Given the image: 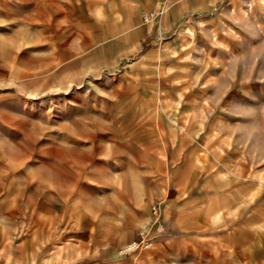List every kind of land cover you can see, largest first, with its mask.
<instances>
[{
    "label": "rangeland",
    "instance_id": "1",
    "mask_svg": "<svg viewBox=\"0 0 264 264\" xmlns=\"http://www.w3.org/2000/svg\"><path fill=\"white\" fill-rule=\"evenodd\" d=\"M143 4L0 0V264H264V0Z\"/></svg>",
    "mask_w": 264,
    "mask_h": 264
},
{
    "label": "built area",
    "instance_id": "2",
    "mask_svg": "<svg viewBox=\"0 0 264 264\" xmlns=\"http://www.w3.org/2000/svg\"><path fill=\"white\" fill-rule=\"evenodd\" d=\"M166 5V4H165ZM158 11L151 10L149 12H143L141 14V21L142 24H148L150 23L157 15ZM151 211L154 215V231L156 234H162L166 232V227L163 222H161V215L159 213V206L154 203L151 205ZM154 236H149V233L141 232L139 236L136 239L131 240L129 243L124 245L121 248L122 254L132 253L136 251L137 249H146L149 248L154 241Z\"/></svg>",
    "mask_w": 264,
    "mask_h": 264
},
{
    "label": "crops",
    "instance_id": "3",
    "mask_svg": "<svg viewBox=\"0 0 264 264\" xmlns=\"http://www.w3.org/2000/svg\"><path fill=\"white\" fill-rule=\"evenodd\" d=\"M132 1H133V3H144L143 5H145V6L148 7V6H150L152 4V2L154 0L153 1L152 0H149V2H148V0H146L145 2H143L144 0H132ZM173 9L176 10V7L173 6ZM217 215H218V213L216 212L215 215H214V217H217Z\"/></svg>",
    "mask_w": 264,
    "mask_h": 264
}]
</instances>
